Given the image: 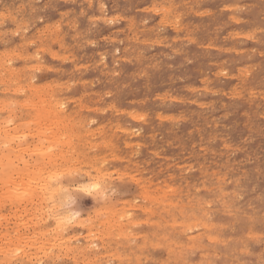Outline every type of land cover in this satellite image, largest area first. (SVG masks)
I'll list each match as a JSON object with an SVG mask.
<instances>
[{
  "label": "rangeland",
  "instance_id": "rangeland-1",
  "mask_svg": "<svg viewBox=\"0 0 264 264\" xmlns=\"http://www.w3.org/2000/svg\"><path fill=\"white\" fill-rule=\"evenodd\" d=\"M0 51V264H264V0H0Z\"/></svg>",
  "mask_w": 264,
  "mask_h": 264
},
{
  "label": "bare ground",
  "instance_id": "bare-ground-1",
  "mask_svg": "<svg viewBox=\"0 0 264 264\" xmlns=\"http://www.w3.org/2000/svg\"><path fill=\"white\" fill-rule=\"evenodd\" d=\"M89 1H90V0H89ZM98 4H99V3H98ZM102 6H103V5H102ZM162 6H163V5H162ZM168 6H169V5H168ZM225 6H226V5H225ZM153 7H154V6H153ZM164 7H166V6H164ZM227 7H228V6H227ZM232 7H233V6H232ZM151 8H152V6H151ZM156 8H157V7H156ZM162 8H163V7H162ZM166 8H167V7H166ZM168 8H169V7H168ZM141 9H142V8H141ZM148 9H149V8H148ZM229 9H230V8H229ZM161 10H162V9H161ZM201 11H202V10H201ZM205 11H206V10H205ZM202 13H203V12H202ZM202 13H201V14H202ZM204 13H205V12H204ZM206 13H207V12H206ZM179 14H180V13H179ZM167 15H168V14H167ZM175 15H176V14H175ZM8 16H9V15H8ZM231 16H232V15H231ZM109 17H110V16H109ZM178 17H180V16L178 15ZM232 17H233V16H232ZM97 18H98V17H97ZM160 18H161V17H160ZM163 18H166V17H163ZM163 18H162V19H163ZM236 18H237V17H236ZM109 19H110V18H109ZM232 19H233V18H232ZM110 20H111V19H110ZM236 20H237V19H236ZM168 21H169V20H168ZM18 22H19V21H18ZM25 22H26V21H25ZM143 22H144V21H143ZM175 22H177V21L175 20ZM131 23H132V22H131ZM177 23H178V22H177ZM177 23H176V25H177ZM166 24H167V23H166ZM173 25H174V23H173ZM46 27H47V26H46ZM59 27H60V26H58V28H59ZM175 27H176V26H175ZM180 27H181V26H180ZM55 28H57L56 25H55ZM178 28H179V27H178ZM15 29H16V28H15ZM45 29H46V28H45ZM45 29H44V30H45ZM10 30H11V29H10ZM16 30H17V29H16ZM24 30H25V29H24ZM176 30H177V28H176ZM16 32H17V31H16ZM43 32H44V31H43ZM43 32H42V33H43ZM55 32H56V31H55ZM38 34H40V33H38ZM236 34H238V33H236ZM243 35H244V34H243ZM245 35H247V33H245ZM233 36H234V35H233ZM44 37H45V36H44ZM247 37H249V36H247ZM36 39H37V38H36ZM40 39H41V38H40ZM174 39H176V38H174ZM92 41H93V40H92ZM54 42H55V41H54ZM27 43H28V41H27ZM27 43H26V44H27ZM158 44H159V43H158ZM216 47H217V46H216ZM41 48H43V47H41ZM37 49H40V47L37 48ZM12 50H13V49H12ZM42 50H43V49H42ZM47 50H48V49H47ZM174 50H175V49H174ZM240 50H242V49H240ZM6 51H7V50H6ZM116 51H117V50H116ZM0 52H1V51H0ZM236 52H237V51H236ZM12 53H13V52H12ZM14 53H15V52H14ZM35 53H36V52H35ZM17 55H18V54H17ZM33 55H34V54H33ZM54 55H55V54H54ZM64 55H65V54H64ZM6 56H7V54H6ZM52 56H53V55H52ZM30 57H31V56H30ZM38 57H39V56H38ZM38 57H37V58H38ZM53 57H54V56H53ZM1 58H2V57H1ZM4 59H5V58H4ZM2 60H3V59H2ZM13 60H14V59H13ZM15 60H16V59H15ZM222 60H223V59H222ZM10 61H11V59H10ZM224 61H225V60H224ZM1 62H2V61H1ZM9 63H10V62H9ZM4 64H5V63H4ZM35 64H36V63H35ZM7 66H8V64H7ZM29 66H31V64H30ZM35 66H36V65H35ZM43 66H45V65H43ZM77 66H78V65H77ZM1 67H3V66H1ZM8 67H9V66H8ZM11 67H12V66H11ZM20 67H21V66H20ZM26 67H28V66H26ZM33 67H34V66H33ZM14 68H15V67H13V69H11V70L13 71ZM47 68H48V67H47ZM222 68H223V67H222ZM18 69H19V68H18ZM38 69H39V68H38ZM226 69H227V68H226ZM8 70H9V69H8ZM11 70H9V71H11ZM19 70H20V69H19ZM217 70H218V69H217ZM219 71H221V70H219ZM246 71H247V70H246ZM29 72H30V71H29ZM2 73H3V72H2ZM12 73H17V72H12ZM12 73L10 72L9 74L12 75ZM31 73H32V72H31ZM243 74H244V73H243ZM15 76H17V75L15 74ZM30 76H31V74H30ZM231 76H232V75H231ZM17 78H18V77H17ZM29 78H30V77H29ZM1 79H2V78H1ZM6 79H8V78H6ZM14 79H15V78H14ZM19 79H21V78L19 77ZM19 79L15 80V81H18ZM51 79H52V78H51ZM31 80H32V78H31ZM83 81H84V80H83ZM4 82H5V81H4ZM15 83H16V82H15ZM48 83H49V82H48ZM48 83L46 82V85H47ZM70 83H71V82H70ZM9 84H10V83H9ZM49 84H50V83H49ZM21 85H22V84H21ZM55 85H56V84H55ZM55 85H53V86H55ZM57 85H58V84H57ZM60 85H61V84H60ZM63 85H64V84H63ZM19 86H20V85H19ZM24 86H25V85H24ZM32 86H33V85H32ZM44 86H45V85H43V87H44ZM49 86H52V85H49ZM58 86H59V85H58ZM3 87H4V86H3ZM29 87H30V86H29ZM47 87H48V86H47ZM7 88H8V87H7ZM9 88H10V87H9ZM12 88L14 89L13 86H12ZM22 88H23V86H22ZM31 88H32V87H31ZM37 88L39 89V86H38ZM23 89H24V88H23ZM4 90H5V89H4ZM19 90H20V89H19ZM39 90L41 91V89H39ZM234 90H235V89H234ZM1 91H2V90H1ZM5 91H6V90H5ZM20 91H21V90H20ZM33 91H34V90H33ZM35 91H36V90H35ZM35 91H34V93H35ZM37 91H38V90H37ZM47 91H48V90H47ZM249 91H250V90H249ZM16 92H17V91H16ZM92 92H93V91H92ZM258 92H259V91H258ZM22 93H23V92H22ZM38 93H39V91H38L36 94L39 95ZM46 94H47V93H46ZM40 95H42V94L40 93ZM40 95H39V98H41L42 103H43V99H42V97H41ZM232 95H233V94H232ZM239 95H240V94H239ZM253 95H254V94H253ZM255 95H256V94H255ZM44 96H45V95H44ZM49 96H50V95H49ZM55 96H56V95H55ZM51 97H52V96H51ZM51 97H50V98H51ZM6 98H7V97H6ZM26 98H27V97H26ZM43 98H44V97H43ZM165 98H166V96H165ZM11 99H12V98H10V100H11ZM52 99H53V98H52ZM52 99H51V101H52ZM55 99H56V100L58 99L57 96H56V98L54 97V100H55ZM3 100H4V99H3ZM14 100H15V103H16V100H17V99H14ZM29 100H30V99H29ZM44 100H45V99H44ZM69 100H71V99H69ZM72 100H73V99H72ZM6 101H7V100H6ZM6 101H4V102H6ZM37 101H39V100L37 99ZM51 101H49L48 103L50 104ZM4 102H2V103H4ZM8 102H9V101H8ZM25 102H26V103H29V102H27V99H26V101L24 100V103H25ZM35 102H36V101H35ZM40 102H41V101H40ZM45 102H46V101H45ZM45 102H44L43 104H41V106L45 105ZM53 102H54V101H53ZM79 102H80V101H79ZM10 103H12V101H11ZM10 103H9V104H10ZM13 103H14V102H13ZM21 103H22V102H21ZM57 103H58V102H57ZM1 105H2V104H1ZM26 105H27V104H26ZM32 105H34V104H32ZM38 105H39V104H38ZM46 105H47V104H46ZM46 105H45V106H46ZM51 105H52V103H51ZM56 105H57V104H56ZM56 105H55V106H56ZM58 105H59V103H58ZM12 106H13V105H12ZM45 106H44L43 108H45ZM6 107H7V106H6ZM35 107H36V106H35ZM33 109H34V108H33ZM39 109H40V107L38 108V110H39ZM41 110H43V109L41 108V109L39 110V111L42 113L43 111H41ZM44 110H45V109H44ZM49 110H50V109H49ZM49 110H48V112H49V114H50L51 111H49ZM36 112H37V111H36ZM36 112H35V113H36ZM41 113H40V114H41ZM131 113H132V112H131ZM46 114H48V113H46ZM33 115H35V114H33ZM41 115H42V114H41ZM70 115H71V114H70ZM136 115H137V114H136ZM140 115H141V114H140ZM138 116H139V115H138ZM164 116H165V115H164ZM38 117H39V116H38ZM40 117H41V116H40ZM166 117H167V116H165V118H166ZM168 117H169V116H168ZM132 118H133V117H132ZM161 118H162V117H161ZM62 119H63V118H62ZM62 119H61V120H62ZM58 121H59V120H58ZM60 122H61V121H60ZM73 123H75V122H72V124H73ZM63 124H64V123H63ZM66 124H67V123H66ZM66 124H65V125H66ZM77 124H78V123H77ZM70 126H72V125H70ZM87 128H88V127H87ZM85 129H86V128H85ZM116 129H117V128H116ZM122 129H123V128H122ZM133 129H135V128H133ZM76 130H77V129H76ZM87 130H88V129H87ZM125 130H126V129H125ZM131 130H132V129H131ZM129 131H130V130H129ZM73 133H74V132H73ZM86 133H87V132H86ZM88 133H90V132H88ZM136 133H137V132H136ZM70 134H71V133H70ZM74 134H76V133H74ZM77 135H79V134H77ZM68 136H70V135H68ZM77 137H78V136H77ZM67 138H68V137H67ZM68 140H69V139H68ZM69 141H70V140H69ZM77 141H78V140H77ZM85 141L87 142V139H86ZM85 141H84V142H85ZM94 142H95V141H94ZM105 142H106V141H105ZM107 142L109 143V141H107ZM67 143H69V142H67ZM71 143H72V142H71ZM71 143H70V144H71ZM86 144H87V143H86ZM95 144H96V143H95ZM131 144H132V143H131ZM95 146H96V145H95ZM104 146H105V145H104ZM126 146H127V145H126ZM94 148H96V147H94ZM112 148H113V147H112ZM114 148H115V146H114ZM44 150H45V149H44ZM81 151L83 152V150H81ZM77 152H78V151H77ZM44 153H45V152H44ZM113 153H114V152H113ZM62 155H64V154H62ZM6 156H7V155H6ZM67 156H68V155H67ZM87 156H88V155H87ZM93 156H94V154H93ZM101 156H102V155H101ZM7 157H8V156H7ZM68 157H69V156H68ZM85 157H86V156H85ZM116 157H117V156H116ZM4 158H5V156H4ZM91 158H92V157H91ZM110 158H111V157H110ZM0 159H1V158H0ZM86 159H87V158H86ZM94 159H95V158H94ZM105 159H106V158H105ZM1 160H2V159H1ZM1 160H0V161H1ZM95 161H96V159H95ZM100 161H101V160H100ZM1 162H2V161H1ZM91 162H92V161H91ZM101 162H102V161H101ZM102 163H103V162H102ZM95 164H96V163H95ZM100 166H101V164H100ZM31 169H32V168H31ZM99 169H100V168H99ZM48 170H49V168H48ZM55 170H56V169H55ZM96 170H97V169H96ZM187 170H188V169H187ZM42 171H43V170H42ZM58 171H59V170H58ZM47 172H48V171H47ZM52 172H53V171H52ZM54 172H56V171H54ZM99 172H100V171H99ZM138 172H139V171H138ZM38 173H39V172H38ZM40 173H41V171H40ZM101 175H102V174H101ZM105 175H106V174H105ZM47 177H48V176H47ZM47 177H46V178H47ZM53 177H54V176H53ZM93 177H94V176H93ZM34 178H35V177H34ZM100 178H101V176H100ZM102 178H103V177H102ZM102 178H101V179H102ZM219 178H220V177H219ZM37 179H38V178H37ZM57 180H58V179H57ZM59 180H60V179H59ZM47 181H48V180H46V182H47ZM50 181H51V180H50ZM164 181H165V180H164ZM40 182H41V181H40ZM46 182H45V183H46ZM55 182H56V181H55ZM59 182H60V181H59ZM101 182H102V181H101ZM45 183H43V185H44ZM90 183H91V182H90ZM5 184H7V183H5ZM41 184H42V183H41ZM47 184L50 185V183H47ZM99 184H100V183H99ZM148 184H149V183H148ZM163 184H164V183H163ZM7 185H9V182H8ZM24 185H25V184H24ZM27 185H28V184H27ZM43 185H42V186H43ZM49 185H44V189H45V190L48 189L47 192L50 191L49 189H50L51 186H49ZM55 185H56V184H55ZM83 185H84V184H83ZM87 185H88V184H87ZM89 185H90V184H89ZM96 185H97V184H96ZM104 185H105V184H104ZM45 186H49V187L47 188V187H45ZM57 186H58V185H57ZM18 187H19V186H18ZM40 187H41V186H40ZM83 187H84V186H83ZM88 187H89V186H88ZM157 187H158V186H157ZM159 187H160V186H159ZM167 187L170 188V187H173V186H167ZM19 188H20V187H19ZM26 188H27V187H26ZM51 188H52V187H51ZM56 188H58V187H56ZM100 188H101V187H100ZM102 188H103V187H102ZM169 188H166V190L168 191ZM40 189H41V188H40ZM54 189H55V188H54ZM158 189H159V188H158ZM160 189H161V188H160ZM26 190H27V189H26ZM58 190H59V189H58ZM85 190H86V189H85ZM174 190H176V189H174ZM16 191H17V190H16ZM51 191H53V190L51 189ZM51 191H50V192H51ZM167 191H166V192H167ZM169 191H170V190H169ZM169 191H168V193H169ZM171 191H172V190H171ZM171 191H170V192H171ZM23 192H25V191L23 190ZM45 192H46V191H45ZM50 192H49V193H50ZM154 192H155V191H154ZM163 192H164V189H163L162 192H161L162 195L164 194L163 196L167 195L166 192H164V193H163ZM172 192H174V191H172ZM172 192H171V193H172ZM14 193H15V192H14ZM40 193H42V192H40ZM51 193H52V192H51ZM151 193H153V190H152ZM165 193H166V194H165ZM171 193H170V194H171ZM174 193H175V192H174ZM174 193H173V194H174ZM161 194H158L157 196H160ZM10 195H11V193H10ZM39 195H40V194H39ZM39 195H37V196H39ZM46 195H47V194H46ZM153 195H154V193H153ZM153 195H152V196H153ZM16 196H17V194H16ZM20 196H21V195H20ZM48 196H49V195H48ZM50 196H51V194H50ZM157 196H154V197L157 198ZM163 196H161V197L163 198ZM167 196H168V195H167ZM167 196L164 197V198H168V197H169V196H168V197H167ZM10 197L12 198L13 196H10ZM43 197H45V196H43ZM51 197H52V196H51ZM54 197H55V196H54ZM154 197H152V198L154 199ZM11 198H10V200H11ZM14 198H15V196H14ZM17 198H18V197H16V199H17ZM41 198H42V196H41ZM149 198H150V200L152 199L150 196H149ZM156 198H155V199H156ZM8 199H9V198H8ZM16 199H15V200H16ZM22 199H23V198H22ZM49 199H50V197H49ZM52 199H54V198H52ZM168 199H170V198H168ZM177 199H178V198H177ZM15 200H14V201H15ZM160 200H161V199H160ZM165 200H166V199H165ZM170 200H171V199H170ZM208 200H209V199H208ZM19 201H20V199H19ZM19 201H17V202H19ZM155 201H156V200H155ZM155 201H154V200H151V203H152V202L155 203ZM179 201H180V200H179ZM1 202H2V201H1ZM4 202H6V201H4ZM4 202H3V204H4ZM9 202H10V201H9ZM156 202H158V203L160 202L161 204H164V203L162 202V200H161V201H156ZM174 202H175V204H174V206H175V205H176V201H174ZM165 203H167V202H165ZM168 203H172V202H171V201L169 202V200H168ZM168 203H167V205H168ZM179 203H180V202H178V204H179ZM207 203H209V202H207ZM18 204H19V203H18ZM52 204H53V202H52ZM172 204H173V203H172ZM11 205H12V204H11ZM158 205H159V204H158ZM164 205H165V204H164ZM182 205H183V204H182ZM184 205H185V204H184ZM15 206H16V205H15ZM53 206H54V205H53ZM149 206H151V205H149ZM153 206H154V205H153ZM156 206H157V204H156ZM165 206H166V205H165ZM165 206H164V207H165ZM174 206H173V207H174ZM180 206H181V205H180ZM57 207H58V206H57ZM169 207H171V205H170ZM181 207H182V206H181ZM184 207H186V206H184ZM151 208H152V207H151ZM147 209H148V208H147ZM149 209H150V208H149ZM163 209H164V208H163ZM166 209L168 210L169 208H166ZM173 209H174V208H173ZM179 209H180V208H179ZM62 210H63V209H62ZM152 210H154V209H152ZM159 210H160V209H159ZM176 210H177V209H176ZM180 210L182 211L183 209L181 208ZM124 211H125V210H124ZM142 211H143V210H142ZM149 211H150V210H149ZM181 211H180V212H181ZM201 211H202V210H201ZM45 212H46V211H45ZM112 212H113V211H112ZM115 212H116V211H115ZM150 212H151V211H150ZM150 212H149V213H150ZM180 212H179V213H180ZM59 213H60V212H59ZM130 213H132V212H130ZM156 213H157V212H156ZM184 213H185V212H184ZM205 213H206V212H205ZM60 214H61V213H60ZM113 214H115V213H113ZM122 214H123V213H122ZM124 214H125V213H124ZM126 214H127V213H126ZM151 215H152V214H151ZM180 215H181V214H180ZM193 215H194V214H193ZM60 216H61V215H60ZM60 216H59V218H58V215H57V218H58V222H59V223L62 222V220L64 219V217L62 218V217H60ZM64 216H65V215H64ZM109 216H113V215H109ZM123 216H124V215H123ZM123 216H122V217H123ZM155 216H156V215H155ZM171 216H172V215H171ZM171 216H168V217L171 218ZM175 216H176V215H175ZM207 216H208V214H207ZM107 217H108V216H107ZM107 217L105 218L106 220L108 219L106 222L109 221V224H111V225L115 224V222L112 223L114 220L111 221V220L109 219L110 217H108V218H107ZM117 217L119 218V216H117ZM160 217H161V216H160ZM172 217H173V216H172ZM192 217H193V216H192ZM194 217H195V216H194ZM147 218H148V216H147ZM186 218H187V217H186ZM195 218H196V217H195ZM61 219H62V220H61ZM119 219H120V218H119ZM184 219H185V218H184ZM190 219H191V218H190ZM190 219H189V223H190V221H191ZM199 219H200V218H199ZM149 220H150V219H149ZM157 220H158V218H157ZM169 220H170V219H169ZM173 220H174V218H173ZM180 220H181V219H180ZM180 220H179V221H175V220H174L175 222L173 221V222L171 223L170 226L175 225L174 223L178 224L177 222H179V223L182 222L183 224L181 223V225H185L186 223L188 224V222H186V221H181V222H180ZM110 221H111V222H110ZM117 221H118V220H117ZM142 221H144V220H142ZM150 221H151V220H150ZM155 221H156V220H155ZM171 221H172V220H171ZM187 221H188V220H187ZM199 221H200V220L197 219V222H199ZM145 222H146V221H145ZM191 222L193 223V222H196V221L193 220V221H191ZM204 222H205V221H204ZM117 223H118V222H117ZM117 223H116V224H117ZM153 223H154V222H152V224H153ZM167 223H170V222L167 221ZM192 223H191V224H192ZM201 223H202V225L204 224L203 222H201ZM206 223H207V222H206ZM62 224H63V223H62ZM109 224H108V225H109ZM116 224H115L114 226H116ZM155 224H158V222H156ZM155 224H154L153 226H155ZM165 224H166V223H164L163 225H165ZM172 224H173V225H172ZM195 224H196V223H194V225H195ZM207 224H210V225H211V223H207ZM59 225H60V224H59ZM59 225H58V226H59ZM63 225H64V224H63ZM111 225H109L108 227L110 228ZM167 225L169 226V224H167ZM181 225H180V226H181ZM194 225H193V226H194ZM210 225H208V226H210ZM55 226H56V225H55ZM114 226L111 227V230L108 229V231H109V230L112 231V228H114ZM170 226H169V228H171ZM188 226H189V224H188ZM191 226H192V225H191ZM204 226H205V227H208V226H206V225H203V227H204ZM62 227H63V226H62ZM116 227H117V226H116ZM186 227H187V225H186ZM186 227H185V228H186ZM194 227H195V226H194ZM194 227H192V228H194ZM196 227H199V226L197 225ZM210 227H211V226H210ZM185 228H184V229H185ZM61 229H62V228H61ZM114 229H115V228H114ZM195 229H196V228H195ZM206 229H207V228H206ZM62 230H63V229H62ZM121 230H122V229H121ZM173 230H174V229H173ZM182 230H183V227H182ZM47 231H48V228H47ZM56 231H57V230H56ZM105 231H106V230H105ZM110 231H109V234L113 235L114 232H113V234H112ZM51 232H52V231H51ZM115 232H116V230H115ZM118 232H119V231L117 230V233H116V234H118ZM120 232L122 233V231H120ZM43 233H44V232H43ZM121 233H120V234H121ZM124 233H125V232H123L122 234H124ZM202 233H203V232H202ZM5 234H6V233H5ZM109 234L107 233L108 236H111V235H109ZM199 234H200V233H199ZM250 234H251V233H250ZM252 234H253V232H252ZM43 235H44V234H43ZM52 235H53V234H52ZM191 235H193V234H191ZM194 235H195V234H194ZM205 235H206V233H205ZM248 235H249V234H248ZM50 236H51V235H50ZM53 236H54V235H53ZM113 236H115V235H113ZM116 236H117V235H116ZM116 236H115V238H117V239L119 238V239H120L119 234H118V237H116ZM123 236H126V235H123ZM123 236L121 235V237H123ZM136 236H137V235H136ZM160 236H161V235H160ZM162 236H163V235H162ZM209 236H211V235H209ZM209 236H208V234H207V237H208V239L210 240V238H212V237L209 238ZM253 236H254V235H253ZM141 237H142V236H141ZM165 237H166V236H165ZM200 237H202V236H200ZM215 237H216V236H215ZM215 237H214V235H213V238H214V239H215ZM110 238H111V237H110ZM123 238H124V240H125V237H123ZM127 238H128V237H127ZM127 238H126V239H127ZM158 238H160V237L157 236V239H158ZM163 238H164V237H163ZM213 238H212L211 240H214ZM26 239H27V238H26ZM59 239H60V238H59ZM112 239H113V238H112ZM119 239H118V240H119ZM133 239H134V238H133ZM164 239H165V238H164ZM216 239H217V238H216ZM216 239H215V240H216ZM115 240H116V239H115ZM144 240H146V239H144ZM159 240H160V239H159ZM161 240H162V238H161ZM169 240H170V239H169ZM190 240H191V239H190ZM215 240H214V241H215ZM116 241H117V240H116ZM119 241H121V239H120ZM172 241H173V240H172ZM180 241H181V240H180ZM217 241H218V240H217ZM222 241H223V240H222ZM117 242H118V241H117ZM122 242H123V241H122ZM132 242H133V241H132ZM147 242H148V241H147ZM154 242H156V240H155ZM154 242H152V243H154ZM160 242H161V241H159V243L157 242V244L160 245ZM175 242H176V241H175ZM175 242H174V243H175ZM192 242H193V240H192ZM130 243H131V242H130ZM142 243H143V244L139 245L138 247L143 246V245H146V244H144V242H142ZM149 243L151 244L150 241H149ZM169 243H171V242H169ZM169 243H168V244H169ZM185 243H186V242H185ZM190 243H191V242H190ZM33 244H34V243H33ZM126 244L128 245L129 243H126ZM137 244H138V243H137ZM137 244H136V245H137ZM139 244H140V243H139ZM150 244H149V245H150ZM166 244H167V243H166ZM175 244H176V243H175ZM116 245H117V244H116ZM121 245H122V244H121ZM121 245L119 244V246H121ZM134 245H135V244H134ZM171 245H172V244H171ZM176 245H178V244H176ZM188 245H189V244H188ZM125 246H126V245H125ZM130 246H132V245H130ZM155 246H156V244H155ZM182 246H183V245H182ZM50 247H51V246H50ZM81 247H82V246H81ZM121 247H122V246H121ZM153 247H154V246H153ZM188 247H190V245H189ZM126 248H127V247H126ZM135 248H136V247H135ZM169 248H170V247H169ZM120 249H121V248H120ZM141 249H143V248H141ZM141 249H140V250H141ZM171 249H172V248H171ZM178 249H180V248H178ZM181 249H182V248H181ZM130 250H131V249H129V251H130ZM136 250H137V248H136ZM123 251H124V250H123ZM131 251H132V250H131ZM138 251H139V250H138ZM180 251H181V250H180ZM240 251H241V250H240ZM246 251H247V250H246ZM80 252H81V251H80ZM74 253H75V252H74ZM124 253H125V251H124ZM130 253H132V252H130ZM135 253H136V252H135ZM136 254H138V253H136ZM209 254H210V253H209ZM74 255H75V254H74ZM123 255L125 256L126 253L123 254ZM139 255H140V254H139ZM136 256H137V255H136ZM175 256H176V255H175ZM125 257H126V259L129 258L128 256H125ZM130 257H131V255H130ZM133 257H135V255H134ZM140 257H141V256H140ZM204 257H205V256H204ZM136 258L138 259V256H137ZM136 258H135V259H136ZM128 260H129V259H128ZM131 260H132V257H131ZM194 261H195V260H194ZM236 261H237V260H236ZM124 262H125V261H124ZM128 262H129V261H128ZM139 263H140V260H139ZM165 263H166V262H165ZM115 264H116V263H115ZM198 264H199V263H198ZM230 264H231V263H230ZM234 264H235V263H234Z\"/></svg>",
  "mask_w": 264,
  "mask_h": 264
}]
</instances>
